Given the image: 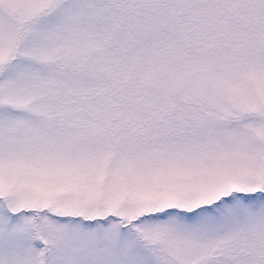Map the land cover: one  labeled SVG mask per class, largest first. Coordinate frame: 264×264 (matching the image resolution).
<instances>
[{
  "label": "snow or ice",
  "instance_id": "1",
  "mask_svg": "<svg viewBox=\"0 0 264 264\" xmlns=\"http://www.w3.org/2000/svg\"><path fill=\"white\" fill-rule=\"evenodd\" d=\"M0 264H264V0H0Z\"/></svg>",
  "mask_w": 264,
  "mask_h": 264
}]
</instances>
